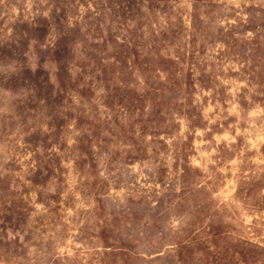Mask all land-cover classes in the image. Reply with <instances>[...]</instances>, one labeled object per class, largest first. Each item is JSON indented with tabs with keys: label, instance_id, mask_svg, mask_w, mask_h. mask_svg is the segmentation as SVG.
Returning a JSON list of instances; mask_svg holds the SVG:
<instances>
[{
	"label": "rangeland",
	"instance_id": "374dc122",
	"mask_svg": "<svg viewBox=\"0 0 264 264\" xmlns=\"http://www.w3.org/2000/svg\"><path fill=\"white\" fill-rule=\"evenodd\" d=\"M0 264H264V0H0Z\"/></svg>",
	"mask_w": 264,
	"mask_h": 264
}]
</instances>
